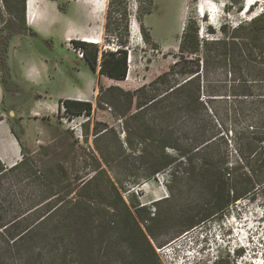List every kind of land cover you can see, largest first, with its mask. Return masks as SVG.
Here are the masks:
<instances>
[{"label": "rangeland", "instance_id": "1", "mask_svg": "<svg viewBox=\"0 0 264 264\" xmlns=\"http://www.w3.org/2000/svg\"><path fill=\"white\" fill-rule=\"evenodd\" d=\"M69 1L74 2L58 1L59 8L47 13V24L37 31L27 23L25 0L28 30L15 34L9 31L13 17L5 11L4 0H0V125L3 127L0 144L4 151L1 147L0 150L6 157L12 154L7 146L16 140L18 155L13 158L16 163L23 159V154L30 155L37 169L61 174L62 179L70 180L72 185L97 173L104 175L101 173L104 169L117 187L121 178L127 182L122 191L127 203L128 195L133 193L139 202L153 206L171 195L168 173L162 171L149 178H138V171L126 178L121 173V143L126 148L139 147L133 137L131 143L127 142L121 119V99L124 98L121 88L136 89L162 73H168L165 82L180 79V67L172 71L171 65L180 54L179 44L185 30L196 29V36L202 42L222 40L223 26L227 32L239 25L248 27L251 20L264 12V0L254 1L246 12L244 0H103L105 11L101 27L95 23V28L102 31V42L85 48L89 54L95 49L98 51L96 69L84 59L81 54L84 49L71 47L66 40L76 37L70 28L74 27L71 20L77 19V12ZM204 1L212 11H208L210 15L200 16L196 6ZM48 4L49 1L40 0L42 16ZM238 5L241 10L237 9ZM211 12L216 14L215 19ZM133 19L138 27L135 38L130 32ZM125 23L128 24V71L124 78H111L99 71L102 55L111 51L118 53ZM254 27V31L264 35V15L254 22ZM206 50L198 55L185 53L183 68L196 70L200 84L224 85L220 92L229 94L231 78L220 66L221 57L214 58L212 52L214 60L206 70ZM32 68L33 72L29 73ZM206 94L209 93L200 91L201 98ZM225 97L231 98L230 95ZM66 98L89 101L91 113H66L60 102ZM10 128L17 133L19 142ZM113 149L116 155L108 157L105 163L101 153ZM4 165L11 167L6 162ZM133 165L136 167L137 163ZM38 185L22 171L0 179V223H7L11 229L23 224L29 228L39 227L37 232L41 238L38 243L28 242L26 238L24 245L13 250L9 239L1 236L0 264H55L53 223L45 220L56 208L53 202L58 190L48 189L46 184L40 186L41 189ZM134 189L140 190V194H135ZM194 197L195 194L184 192L170 204ZM99 199L98 196L94 203ZM167 207V203L160 204L162 211ZM163 224L172 233L179 223L169 219ZM169 233L159 239H169ZM154 248L162 264H264V201H236L224 215H214L208 222L179 232L164 245ZM121 250L124 251L122 245ZM192 252L194 259H186L184 254ZM73 264L81 262L75 258ZM121 264H125V258Z\"/></svg>", "mask_w": 264, "mask_h": 264}, {"label": "trees", "instance_id": "2", "mask_svg": "<svg viewBox=\"0 0 264 264\" xmlns=\"http://www.w3.org/2000/svg\"><path fill=\"white\" fill-rule=\"evenodd\" d=\"M3 6L13 17L9 31L25 32V0H4ZM236 7L241 10V5ZM262 15L264 12L251 20L248 27L239 25L231 32L223 26L222 40L202 42L196 29L185 30L179 44L180 54L171 65L172 71L180 67V79L165 82L168 73H162L136 89L121 88L124 96L121 119L127 142L131 143L133 137L139 146L126 148L121 143V173L126 178L138 171V178H149L166 171L170 196L175 198L169 196L153 206H141L131 193L127 203L122 196L127 182L121 178L117 187L104 169L101 170L104 175L97 173L72 185L61 174L37 169L30 155L23 154V159L11 167L0 159V179L22 171L39 187L46 184L48 189L58 190L53 202L56 208L45 220L53 223L55 264H73L75 258L81 264H121L124 258L125 264H162L155 246L208 222L214 215H224L236 201H264V35L254 31V22ZM1 17L0 7V20ZM127 26L125 23L118 53H103L101 74L116 79L126 76ZM203 47L207 49L206 70L215 57H221L220 66L231 78L229 94L220 92L224 85L200 84L196 70L183 68L184 54L198 55ZM97 54L96 49L92 54L83 50L92 68L97 67ZM201 90L209 94L201 98ZM60 102L68 114L88 115L92 110L89 101ZM10 129L19 142L17 133ZM115 155V149L101 153L105 163ZM184 192L195 197L170 204ZM98 196L99 201L94 203ZM162 203L168 205L165 211L160 209ZM169 219L179 223L172 233L163 224ZM7 227V223H0V237L5 235L13 250L24 245L26 238L28 242L41 241L39 227L24 224L20 228ZM167 233L169 239L161 241L159 236Z\"/></svg>", "mask_w": 264, "mask_h": 264}, {"label": "crops", "instance_id": "3", "mask_svg": "<svg viewBox=\"0 0 264 264\" xmlns=\"http://www.w3.org/2000/svg\"><path fill=\"white\" fill-rule=\"evenodd\" d=\"M47 1H49V4L47 5L49 8L46 5H43V7L45 6L47 8L45 9V16H42V15H40L41 14L40 7H39L40 0H37L36 10H37L38 14L40 15V22L37 25H30L29 24L30 26L37 28V29H40L41 27H43V25L47 24V21H48L47 13L50 12L51 10L56 9L55 0H47ZM84 1L85 0H78V1L73 2V3L72 2L69 3V4H73L75 6L76 12H77V17H78V18L76 17L77 18L76 20L72 21V23H74V27L70 28V31H71V29H73L75 31V36L79 37V38H81L83 35H86V34L92 35L96 32L95 30H97V28L95 29V26H96L95 23L96 22L93 20V15H96L98 13L97 9L91 7L89 4L85 3ZM26 8H27V6H26ZM27 17H28V15H27ZM91 22H93L94 24H91ZM92 29H93V31H92ZM4 129H5V127H4ZM12 142H13V140H12ZM0 147L4 151L1 144H0ZM7 149L12 154H6L5 153L7 155V157L5 156L6 159L3 161L1 153H0L1 161L3 163L6 162V164H8V165H13L17 161L15 158L14 162H11V159H13L14 157H16L18 155V153H17V151H18L17 142H16V144L10 143V145L7 146Z\"/></svg>", "mask_w": 264, "mask_h": 264}, {"label": "bare ground", "instance_id": "4", "mask_svg": "<svg viewBox=\"0 0 264 264\" xmlns=\"http://www.w3.org/2000/svg\"><path fill=\"white\" fill-rule=\"evenodd\" d=\"M244 1H245L244 12H246L248 10V8L251 7L258 0H244ZM84 2L89 4L91 7L97 9L98 13L96 14V16H93V20L96 23H98V26H100L99 24H101L103 21V15H104V11H105V3L103 2V0H85ZM36 3H37V0H27L26 1V6H27L26 10H27V15H28L27 22L30 25H37L40 22V15L41 14L39 15L37 10H36ZM208 5L209 4L206 1L198 4L196 6L197 13L200 16H203V15L207 14L208 11H212L211 9L210 10L208 9V7H207ZM211 13L215 19L216 14L213 12H211ZM92 31H93V29H92ZM95 31L96 32L94 34H92V35L86 34V35H83L82 38H84V40L91 42V43H101L102 42V31H100L99 27ZM130 32H131V37H133V38H135L138 34V27H137V23H136L135 19H133V21L130 24ZM33 70H34V68H32V70H29V73H32ZM14 143H16V142L14 141ZM0 153L2 156V160L4 161L6 158H5V156L1 150H0ZM14 160L15 159H11V162H14Z\"/></svg>", "mask_w": 264, "mask_h": 264}, {"label": "flooded vegetation", "instance_id": "5", "mask_svg": "<svg viewBox=\"0 0 264 264\" xmlns=\"http://www.w3.org/2000/svg\"><path fill=\"white\" fill-rule=\"evenodd\" d=\"M58 1H60V0H55V2H56V9L57 8H59L58 7ZM74 2H76V1H78V0H73ZM72 1H69L68 2V4L69 3H71ZM105 2V1H104ZM73 3V2H72ZM78 18V17H77ZM71 20V19H70ZM74 20H76V19H74ZM74 20H71V22L72 21H74ZM28 23V22H27ZM34 28V27H33ZM34 29H36L37 31H39V29H37V28H34ZM28 30V28L26 27V31ZM16 34V33H15ZM17 34H20V33H17ZM23 34V33H22ZM67 39H69V40H71V42H72V46L71 47H77V48H81V50L82 49H84V48H87L88 46H92V44L93 45H95V44H100V43H91V42H88V41H86V40H84V38H79V37H70V38H66V40ZM78 42H80V43H83V44H81V45H78L77 43ZM84 59H85V57H84ZM86 60V59H85ZM88 63V62H87ZM89 65V64H88ZM90 66V65H89ZM91 67V66H90ZM92 68V67H91ZM97 68V67H96ZM96 68H92V69H96ZM25 77V76H24ZM29 82H31V81H29ZM66 99H70V98H66Z\"/></svg>", "mask_w": 264, "mask_h": 264}, {"label": "built area", "instance_id": "6", "mask_svg": "<svg viewBox=\"0 0 264 264\" xmlns=\"http://www.w3.org/2000/svg\"><path fill=\"white\" fill-rule=\"evenodd\" d=\"M67 42H68V44L70 45V46H72V42H71V40H69V39H67ZM78 50H80L81 51V48H77ZM116 50V49H115ZM81 54H83V53H81ZM140 190H138V189H134V193L135 194H137V195H139L140 194V192H139ZM147 203H143V202H141L140 201V205L142 206V205H146ZM194 254H189V255H185L184 254V256H185V258L186 259H189V258H191V259H194V256H193Z\"/></svg>", "mask_w": 264, "mask_h": 264}, {"label": "water", "instance_id": "7", "mask_svg": "<svg viewBox=\"0 0 264 264\" xmlns=\"http://www.w3.org/2000/svg\"><path fill=\"white\" fill-rule=\"evenodd\" d=\"M244 7H245V5H244ZM27 11V10H26ZM1 129H3V127L0 125V131H1ZM0 159H1V157H0ZM10 166H12V165H10Z\"/></svg>", "mask_w": 264, "mask_h": 264}]
</instances>
